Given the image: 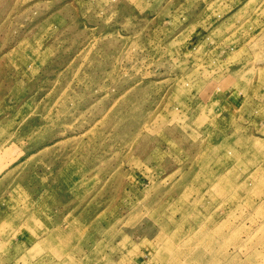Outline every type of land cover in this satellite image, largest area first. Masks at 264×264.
I'll return each mask as SVG.
<instances>
[{"label":"rangeland","instance_id":"rangeland-1","mask_svg":"<svg viewBox=\"0 0 264 264\" xmlns=\"http://www.w3.org/2000/svg\"><path fill=\"white\" fill-rule=\"evenodd\" d=\"M0 264H264V0H0Z\"/></svg>","mask_w":264,"mask_h":264},{"label":"bare ground","instance_id":"bare-ground-1","mask_svg":"<svg viewBox=\"0 0 264 264\" xmlns=\"http://www.w3.org/2000/svg\"><path fill=\"white\" fill-rule=\"evenodd\" d=\"M226 181V180H225Z\"/></svg>","mask_w":264,"mask_h":264}]
</instances>
